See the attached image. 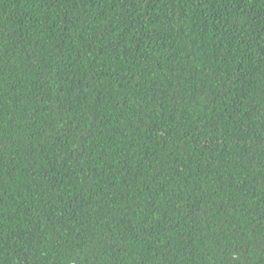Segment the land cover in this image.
Masks as SVG:
<instances>
[{
    "label": "trees",
    "instance_id": "16d2710c",
    "mask_svg": "<svg viewBox=\"0 0 264 264\" xmlns=\"http://www.w3.org/2000/svg\"><path fill=\"white\" fill-rule=\"evenodd\" d=\"M0 264H264V0H0Z\"/></svg>",
    "mask_w": 264,
    "mask_h": 264
}]
</instances>
